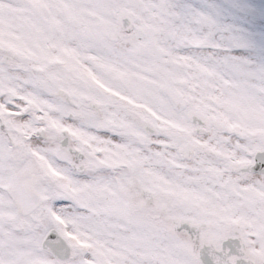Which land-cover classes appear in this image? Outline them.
<instances>
[{
	"label": "snow or ice",
	"instance_id": "6c2138e0",
	"mask_svg": "<svg viewBox=\"0 0 264 264\" xmlns=\"http://www.w3.org/2000/svg\"><path fill=\"white\" fill-rule=\"evenodd\" d=\"M0 264H264V0H0Z\"/></svg>",
	"mask_w": 264,
	"mask_h": 264
}]
</instances>
